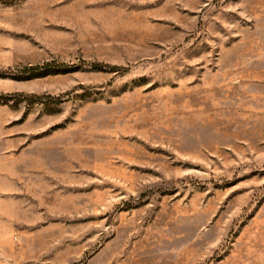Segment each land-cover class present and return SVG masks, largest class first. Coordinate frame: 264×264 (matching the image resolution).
<instances>
[{
  "label": "rangeland",
  "instance_id": "1",
  "mask_svg": "<svg viewBox=\"0 0 264 264\" xmlns=\"http://www.w3.org/2000/svg\"><path fill=\"white\" fill-rule=\"evenodd\" d=\"M0 264H264V0H0Z\"/></svg>",
  "mask_w": 264,
  "mask_h": 264
}]
</instances>
